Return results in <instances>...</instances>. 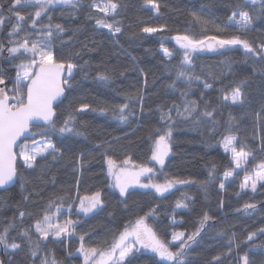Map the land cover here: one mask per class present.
<instances>
[{"label": "trees", "instance_id": "obj_1", "mask_svg": "<svg viewBox=\"0 0 264 264\" xmlns=\"http://www.w3.org/2000/svg\"><path fill=\"white\" fill-rule=\"evenodd\" d=\"M11 2L0 0V15L5 17L0 24V44L5 49L12 46L10 40L22 38L28 32L32 33L31 39H36L35 32L39 30V27L30 28L35 8L20 7L16 11L25 16L22 23L25 31L19 37H9L18 23L14 12L9 11ZM94 2L103 4L106 0H79L76 8L56 6L50 10L51 23L66 29L54 40L56 59L77 65L72 88L56 108L58 126L81 104L86 103L96 111L76 113L77 128L84 133L81 136L49 134L44 137L40 134L41 128H34L35 140L50 139L63 156L57 160L50 156L38 158L35 170L21 167L18 160L15 186L0 190V232L13 222L15 227L10 230L8 240L21 245L15 251L0 245L1 264H42L44 260L48 264L53 261L84 264L83 256L77 251L81 235L85 247H108L126 224L147 213H153L147 223L162 239L171 242L174 232H184L185 238L194 232L205 212L211 219L197 238L199 242L189 250L190 264H217L214 257L220 258L218 264H243L240 258L245 253L253 264H264V233L260 231L264 229V187H261L264 182L257 183L256 192L240 187L247 171L264 163V115L259 119L256 115L264 105V72L261 71L264 64L259 57H247L240 46H233L230 50H221L223 54L220 51L212 56L195 52L192 64L186 66L182 64L184 50L173 39L176 35H191L198 40L240 36L258 47L264 43V15L259 14L260 6L241 9L248 11L252 20L251 31L241 32L235 28L217 31L214 24L205 30L191 15L195 12L223 28L241 0H153L158 11L152 10L148 0H113L119 7L115 14L107 16L92 7ZM97 19L114 23L121 32L113 34L107 28L98 27ZM47 23V16L39 21V24ZM144 27L162 30L149 34L142 32ZM162 49H167L171 58L162 54ZM5 57L6 51L0 54V73L6 77L7 89H11L15 64L23 57L15 61ZM180 68H187L200 79L190 82L177 79ZM98 74H106L110 79L102 81ZM241 81H245L241 85L244 103L225 102L223 96ZM205 83L211 88L205 89ZM184 92L186 96L182 95ZM139 96L142 101L136 98ZM189 101H196L199 109L185 120L174 106H181L183 111V104ZM205 102L208 110H215L212 120L199 115L205 109ZM123 103H129L132 110L127 123L120 122L111 110L101 111ZM169 114L173 127L171 153L161 171L150 159L151 148L156 130L167 125L161 116ZM198 117L200 123L194 125L193 120ZM226 135L236 137L232 145L236 151L250 153L252 157L246 172L238 173L221 189L222 176L233 169L230 155L222 147ZM98 144L104 147L98 148ZM106 156L118 166L130 159L129 168L134 164L154 168L155 179L161 184L173 178L193 183L177 184L163 196L152 191L131 190L121 197L110 187ZM97 191L101 193L102 209L88 216L76 214L79 197L91 196ZM60 197L63 200L57 202L63 208L59 218L63 221L67 217L75 222L74 234L68 238L40 239L35 221L42 218L49 200ZM178 200H184L188 208H176ZM246 203L255 204L256 208L245 211ZM69 204L73 206L71 209ZM20 212L25 213L23 218ZM21 230L29 231L31 243L20 235ZM249 233H255L251 241L247 240ZM37 243L39 248L33 257L31 249ZM178 246L179 242L171 243L173 251ZM157 260L152 253L142 250L134 264H156Z\"/></svg>", "mask_w": 264, "mask_h": 264}, {"label": "snow or ice", "instance_id": "obj_2", "mask_svg": "<svg viewBox=\"0 0 264 264\" xmlns=\"http://www.w3.org/2000/svg\"><path fill=\"white\" fill-rule=\"evenodd\" d=\"M148 3L152 4L153 11H158V5L153 3V0H148ZM78 4L79 0H12L11 2L9 11L14 12L18 23L9 32V37H19V34L25 31L22 27L25 16L16 11L20 7L30 6L35 8L34 15L30 17V28L35 30L39 27V30L35 32L36 39H31L32 33L28 32L22 38L10 40L12 46L6 49L3 44H0V54L6 51V59L15 61L23 57L20 63L15 64L16 75L13 87L7 90L6 87H0V188L11 184L18 177V160L23 161L21 167L35 170L38 158L47 159L49 156L53 160L62 158L63 153L56 148L50 139L45 138L39 142L33 139L31 144L27 142L30 136L36 135L32 131L33 128H41L40 134L44 137H48L49 134L81 136L84 133L77 128L76 113H83L86 110L96 111V109L91 108L86 103L81 104L78 109H73L58 126L55 111L56 103L54 102L62 103L61 97L65 95L66 91L71 90L74 71L77 65L56 59L54 40L57 38L58 33H64L66 29L61 24L51 23L50 10L57 5L76 8ZM257 4L260 6L259 14L264 15V0H243L241 4L236 5V10L228 17V23L223 28L215 24L214 21H209L195 12L191 15L205 30L209 24H214L217 31L235 28L241 32H249L251 31V16L248 11L241 9L249 5L254 7ZM92 7L107 16L115 14L119 5L114 3L113 0H106L103 4L94 2ZM44 16L48 17L49 23L39 24L40 19ZM4 19L5 17L0 15V24H3ZM96 25L100 28H107L113 34L121 32L120 27L115 26L114 23H108L103 19H97ZM161 30L153 27H144L142 32L151 34ZM173 39L184 50L182 64L186 66L192 64V54L195 52L204 51L205 49L208 51L230 50L233 46H240L247 57H259L260 62L264 64V43L258 47H253L248 40L240 36H233L228 39H220L216 36L205 37V40L211 41L207 44L205 40L194 39L191 35H176ZM64 46V44H61V47ZM163 52L166 57L171 58L172 54L167 49H163ZM221 54H223V51H221ZM261 71L264 72V68ZM5 79L6 77L0 73V85L5 84ZM98 79L108 81L110 77L106 74H98ZM177 79H187L190 82L193 79L199 80L200 77L192 74L187 68H180L177 73ZM244 83L245 81H241L240 84L232 89L231 93H226L223 96V100L225 102L230 101L232 105H242L244 103V93L241 85ZM172 86L169 85V87ZM204 88L209 89L211 85L205 83ZM182 95L186 96L187 93L184 92ZM136 98L141 99V101L143 99L142 96ZM205 105V109L199 115L200 117L212 120L215 110H208L207 102H205ZM174 107L177 114L185 120L192 118L199 109L196 101L184 103L182 106L183 111H181V106L179 105ZM109 110L122 123H127L128 117L132 115L129 103H123L111 109H101V111L105 112ZM256 115L258 119L264 115V105L261 106ZM161 119L166 120L167 125L165 129L156 130L157 134L151 148L150 159L160 165L162 171L165 166V159L171 153L173 127L170 114L162 115ZM37 122L43 123L41 125ZM199 123V117L193 120L194 125ZM213 123H215L214 120ZM22 140L24 142L20 143ZM235 140L236 137L234 135H226L223 138L222 145L225 151L230 149L234 153L233 160L236 168H240L241 162L245 161L250 153L244 151L237 152L234 147H231ZM97 147H104V145L98 144ZM16 148H19V152L16 151ZM105 159L107 174L112 181L110 187L118 189L121 197L126 196L129 188L133 187L154 189L158 195L163 196L177 184L193 183V181L175 178L166 179L163 184L156 183L154 182L155 170L152 167L134 164L132 168H129L130 159H125L122 166H118L117 162L111 157L106 156ZM77 163H80L79 158L77 159ZM232 175L233 172L226 171L224 173L225 180ZM209 176H212L211 171L209 172ZM141 177H147V183L141 182ZM258 181H264V163L258 165L254 176L246 175L240 187L241 189H245L250 185L251 190L256 192ZM224 187L225 184L221 181L220 188L223 189ZM261 187H264V184H261ZM185 199H188V197H185ZM58 200L62 201L63 198L49 200L42 218L35 221V231L39 234L40 239H48L50 233L56 237H60L62 234H74L75 222L71 219L65 220L63 223L54 222L58 221L59 216L62 215L63 204L57 202ZM79 201L78 210L85 215L102 209L103 206L99 191L91 196L79 197ZM68 207L71 209L73 206L69 204ZM175 207L188 208V204L184 200H178ZM255 208V204L246 203L244 205L245 211L249 209L254 210ZM152 214L147 213L145 216L138 217L134 223L126 224L119 235L113 237L108 247H85L83 243L84 236L81 235V244L77 251L83 256L84 264H134L137 254L141 253L142 250L152 253L154 257L158 258L156 264H190L188 260L189 250L193 244L199 242L197 238L201 236L211 217L205 212L199 221V226L194 232L188 234L186 238L184 232H174L170 242L162 239L153 226L147 223L148 216ZM24 215V212L19 213L21 218ZM14 227L15 224L10 222L0 232V245L5 249L10 248L15 251L19 250L21 245L15 242L10 243L8 240L9 232ZM260 231L264 233V229H260ZM20 235L27 237L29 243H31V236L28 230H21ZM254 236L255 233H249L247 240L251 241ZM177 241H179V246L173 251L171 243ZM38 248L39 244L37 243L35 248L31 249L33 257L37 255L36 249ZM229 251H231V247ZM213 259L218 264L220 258L214 257ZM240 259L243 261V264H253L247 253ZM42 264H48V261L44 260ZM53 264H55V261H53Z\"/></svg>", "mask_w": 264, "mask_h": 264}, {"label": "rangeland", "instance_id": "obj_3", "mask_svg": "<svg viewBox=\"0 0 264 264\" xmlns=\"http://www.w3.org/2000/svg\"><path fill=\"white\" fill-rule=\"evenodd\" d=\"M57 6H60V5H57ZM161 52H162V54H164V52H163V49L161 50ZM37 142H39V141H41V140H36ZM31 142L32 141H29L28 143L29 144H31ZM223 147V146H222ZM231 147H233V146H231ZM223 150L225 151V148L223 147ZM19 152V151H18ZM225 152H227L229 155H230V158H231V160H232V164H233V169L231 170V172H233V175L232 176H230V177H228V179L227 180H225V178H224V175L222 176V180H223V182H224V184H227L228 182H230L238 173H244V172H246V169H247V166H248V162L250 161V159H251V155H249L248 156V158L245 160V161H243V162H241V167L240 168H236V165H235V162H234V160H233V156H234V153L229 149L228 151H225ZM237 152H240V151H237ZM166 158H168V157H166ZM165 160H167V159H165ZM154 162V165L155 166H158V170H160L161 169V166L160 165H158V164H156L155 163V161H153ZM152 162V163H153ZM20 163L21 164H23V161H20ZM257 168L258 167H256V168H254L253 170H250V171H247L248 173H246L245 175H244V177H243V180H244V178H245V176L246 175H251V176H254L255 175V172H256V170H257ZM133 170H135V169H133ZM109 178V177H108ZM156 171H155V176H154V182H156V183H158L157 181H156ZM147 177H141V182H143V183H147ZM109 180H110V184H111V179L109 178ZM243 182V181H242ZM263 183L264 181H258V183ZM114 191H116L117 193H119V190L118 189H115V188H113V187H111ZM173 189V188H172ZM172 189H170L168 192H170ZM131 190H141V191H152V192H154V193H156L155 192V190L154 189H143V188H139V187H133V188H129V190L128 191H131ZM244 190H250V191H252L251 190V187H250V185H249V187L248 188H245ZM167 192V193H168ZM157 194V193H156ZM166 194V193H165ZM79 203H80V201L77 203V205H76V208H75V213L76 214H82V215H84V216H88V215H90V214H92V213H89V214H87V215H85V214H83V213H81L79 210H78V205H79ZM97 211V210H96ZM96 211H94V212H96ZM93 212V213H94ZM69 213H70V211H69ZM65 220H67V217H66V219ZM65 220H60V218H58V221H54V222H59V223H63ZM49 237H52V238H54V239H61V238H68V237H70L69 235H61L60 237H56L54 234H51L50 233V235H49ZM177 242H179V241H177ZM175 243V242H174ZM0 264H1V262H0Z\"/></svg>", "mask_w": 264, "mask_h": 264}, {"label": "water", "instance_id": "obj_4", "mask_svg": "<svg viewBox=\"0 0 264 264\" xmlns=\"http://www.w3.org/2000/svg\"><path fill=\"white\" fill-rule=\"evenodd\" d=\"M241 1L243 2V0H241ZM256 6H259V4H257ZM256 6H254V7H256ZM209 42H211V41L205 40V43H206V44L209 43ZM212 43H214V42H212ZM220 51H221V50H218V51H208V50L205 49L204 51H198V52H200V53H202L203 55H206V56H212V55L218 54ZM0 87H6V86H5V84H4V85H0ZM6 90H7V87H6ZM65 97H66V92H65V95H64L63 97H61V100L64 101ZM54 103H56V107H55V111H56V108H57L61 103H59V102H54ZM37 123H39V124L42 125L43 122H37ZM33 129H34V128H33ZM33 129H32V131H33ZM35 138H36V135H34V136H30V137L28 138V141H31V140H33V139H35ZM23 142H24L23 140L20 141V143H23ZM17 150H18V148H16V151H17ZM17 171H18V161H17ZM16 180H17V178H15L14 182H12L11 184L7 185L6 187H4V188H0V190H1V191H6V190H9V189L13 188V187L15 186Z\"/></svg>", "mask_w": 264, "mask_h": 264}]
</instances>
